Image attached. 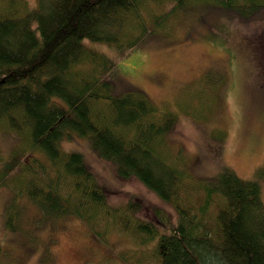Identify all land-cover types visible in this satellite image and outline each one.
<instances>
[{
	"label": "trees",
	"instance_id": "trees-1",
	"mask_svg": "<svg viewBox=\"0 0 264 264\" xmlns=\"http://www.w3.org/2000/svg\"><path fill=\"white\" fill-rule=\"evenodd\" d=\"M188 1L37 0L33 7L23 1L15 8L6 3L0 13V135L13 134L17 142L7 154L0 151V187L12 192L4 212L8 229L18 220L16 201L25 198L51 218L74 214L91 224L106 216L137 243L151 244L158 264H264L257 176L244 178L228 165L202 176L172 160L165 134L175 115L157 110L136 87L116 92L112 60L89 47L99 42L122 53ZM211 1L235 15L240 9L242 28L233 32L219 24L217 34L220 43L230 44L223 50L233 66L234 88L244 74L234 57L253 58L243 97L252 113L264 116V10L257 12L261 6L253 0ZM254 25L258 30L249 29ZM129 26L138 32L121 39ZM84 61L92 65L87 71L80 68ZM246 133L250 144L257 141L253 131ZM73 135L86 137L99 157L112 161L118 178L137 179L168 206L136 196L109 206L110 190L96 180L83 153L62 147Z\"/></svg>",
	"mask_w": 264,
	"mask_h": 264
},
{
	"label": "rangeland",
	"instance_id": "rangeland-1",
	"mask_svg": "<svg viewBox=\"0 0 264 264\" xmlns=\"http://www.w3.org/2000/svg\"><path fill=\"white\" fill-rule=\"evenodd\" d=\"M8 1L14 8L26 4L33 7L37 3V0H0V13ZM253 1L261 6L257 12L264 10V0ZM188 3L158 26L142 10V21L154 27L122 53L113 45L99 42L89 47H96L99 54L112 60V71L118 76L113 83L116 92L136 87L157 110L175 115V123L165 134L172 160L186 162L193 174L202 176L215 174L223 165L232 167L244 178L257 176L264 202V116L252 113L243 97L245 84L253 73L249 68L253 58L247 52L234 57L235 63L244 69V76L238 77L234 88L233 66L224 51L230 44L220 43L217 34L219 24L233 32L242 28L238 21L240 9H235V15L211 0ZM126 29L121 39L129 40L139 27ZM91 67L87 61L80 64L82 71ZM247 130L257 136L256 142L250 144L246 140ZM16 144L13 134L0 135L1 153L7 154ZM61 144L65 150L83 153L96 180L110 190L109 206H122L134 196L149 205L168 206L137 179L118 178L114 163L99 157L86 137L73 135L64 138ZM11 193L7 187H0V264H128L126 261L158 264L152 256L151 244L137 243L106 216L94 219L91 224L74 214L51 218L38 212L31 201L21 198L15 203L17 207L20 205L18 220L8 229L4 212ZM137 213L144 218L141 209ZM35 219L38 223L33 225Z\"/></svg>",
	"mask_w": 264,
	"mask_h": 264
}]
</instances>
